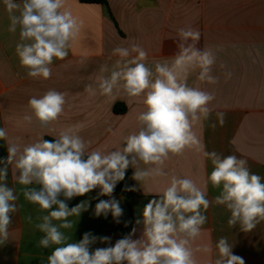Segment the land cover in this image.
I'll return each mask as SVG.
<instances>
[{
	"label": "crops",
	"instance_id": "crops-1",
	"mask_svg": "<svg viewBox=\"0 0 264 264\" xmlns=\"http://www.w3.org/2000/svg\"><path fill=\"white\" fill-rule=\"evenodd\" d=\"M65 7L78 19L81 31L68 55L54 60L50 78H30L15 51L20 42L19 27L16 32L9 31L10 14L0 0V128L6 129L8 142L21 148L40 138L55 139L60 131L74 125H83L79 135L89 142V151L125 146V137L139 129L137 117L145 110L144 97L130 98L122 91L111 97L99 91L91 96L85 90L88 85L97 86L102 65L111 69L120 59L113 55L116 47L131 50L132 45L140 46L147 53L143 62L154 70L156 62L170 61L179 51L178 30L191 27L200 33L197 47L215 52L212 75L218 77L216 84H210L198 79V70L187 76L189 86L215 97L208 105L209 118L193 124L199 145L187 148L182 155L170 156L164 165L166 176L141 182L133 178L137 195L130 202L131 218L125 198L115 188L111 196H100V189L96 188L66 200L69 209L88 203L80 216L68 217L72 228L61 229L69 237L68 242H79L85 233H91L97 237L90 245L91 253L114 246L133 228L132 239H140L144 207L151 200H158V194L176 176L193 179L210 201L204 211L207 220L201 235L192 244L197 264H214L221 237L227 238L232 253L241 257L244 264H264V221L249 232L242 231L239 224H228L231 213L225 205L215 202L221 189L214 188L208 180L214 166L204 156V152L213 151L222 156L235 155L247 161L251 173L264 177V0H107L106 5L66 0ZM137 55L131 52L126 59ZM226 72H231V78L225 77ZM52 89L64 93L66 98L58 120L47 127H41L35 119L31 123L24 121L23 117L31 114L29 99ZM117 105L123 110L116 112ZM218 114H222V119ZM7 157V143L0 140V161ZM137 167L148 166L140 162ZM131 168L134 174L135 169ZM18 175L14 163L9 165L7 184L18 196V210L11 216L9 240L0 244V264H47V257L58 246L40 247L44 234L35 225L48 212L24 198L25 186L18 183ZM113 198L123 209L119 222L111 213L96 216L95 205ZM137 220L141 223L137 224ZM53 223L58 225L60 221ZM105 236L110 238L107 243L99 239ZM205 247L211 251H203Z\"/></svg>",
	"mask_w": 264,
	"mask_h": 264
},
{
	"label": "clouds",
	"instance_id": "clouds-1",
	"mask_svg": "<svg viewBox=\"0 0 264 264\" xmlns=\"http://www.w3.org/2000/svg\"><path fill=\"white\" fill-rule=\"evenodd\" d=\"M66 0H3L10 14L9 31L19 27L20 42L16 54L30 78L48 79L54 60L68 55L71 43L78 37L81 24L72 11L65 7ZM179 51L171 60L156 62L154 70L146 65L147 53L138 45L116 47L113 55L118 59L111 69L102 65L97 86H86L95 96L111 97L122 91L130 98L143 96L145 110L137 117L139 129L125 137L122 149L89 151V142L79 135L83 125L70 126L52 141L40 138L21 146L8 142L6 129L0 128V140L8 146V157L0 168V244L9 240L11 216L17 212L15 189L7 184L9 165H15L18 183L24 198L47 215L39 218L35 226L44 235L39 246L57 245L47 257V264H197L193 242L201 235L209 207L206 191L190 178L172 176L169 185L143 209V236L133 240L132 233L116 241L114 246L97 248L90 253V245L97 237L85 233L79 242L69 243V237L61 229L73 227L68 217L80 216L88 207L87 202L68 208L66 200L83 196L99 188L100 196H111L116 184L125 177L126 169H135L133 178L139 182L166 176L165 162L170 156H179L199 140L193 132V124L208 119L209 103L214 94L189 86L187 76L198 70V79L216 84L212 75L216 54L212 49H200L197 43L200 33L191 27L178 30ZM131 52L136 58L126 59ZM104 73H108L104 75ZM231 78V72L225 73ZM66 104L65 94L54 89L40 97L29 99L30 115L41 127L58 120ZM222 119V114H218ZM214 166L208 180L214 188L221 189L215 202L225 205L231 216L230 226L240 225L249 232L264 221V177L250 172L247 161L235 155L222 156L204 152ZM143 162L146 168L137 165ZM63 196L64 199H60ZM53 206L55 210H53ZM111 213L119 222L123 209L114 198L100 200L95 205V215ZM60 221L54 224L53 221ZM31 223L32 218L29 216ZM141 223L137 220V224ZM107 243L110 238L100 237ZM218 258L214 264H244V260L232 253V244L221 237L216 244ZM205 252L211 251L205 247Z\"/></svg>",
	"mask_w": 264,
	"mask_h": 264
},
{
	"label": "trees",
	"instance_id": "trees-1",
	"mask_svg": "<svg viewBox=\"0 0 264 264\" xmlns=\"http://www.w3.org/2000/svg\"><path fill=\"white\" fill-rule=\"evenodd\" d=\"M83 3H95V4H102L106 5L107 0H80ZM123 106L117 105L115 106L114 110L116 112L122 111ZM45 140L52 141L53 138L46 137ZM115 192L121 194L126 201V204L129 208V216L132 217L131 209H130V202L131 200L137 195L134 182H133V172L131 166L126 169L125 177L123 180L119 181L115 186Z\"/></svg>",
	"mask_w": 264,
	"mask_h": 264
}]
</instances>
